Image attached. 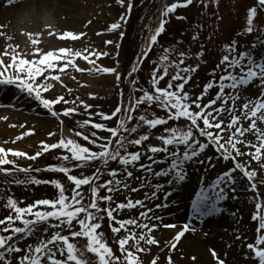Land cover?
<instances>
[{
  "label": "snow or ice",
  "instance_id": "1",
  "mask_svg": "<svg viewBox=\"0 0 264 264\" xmlns=\"http://www.w3.org/2000/svg\"><path fill=\"white\" fill-rule=\"evenodd\" d=\"M114 2L126 11L119 16L118 22L111 23L107 28L110 33H115L127 23L126 17L133 8L131 0ZM14 3L16 0H7L9 5ZM192 3L193 0L183 2L178 0L164 5L158 21L155 24L149 22L147 27L149 35L141 49L140 57L146 59L158 44V38L165 31L167 18L178 9L186 8ZM257 3L259 9L264 10V0H257ZM257 11L256 7H252L247 13L245 32L248 34L254 31V17L257 16ZM177 19L185 17L177 16ZM119 35L122 39L124 33L120 31ZM28 37L33 45L38 44V39L33 38L31 33ZM59 38L75 41L79 36L64 32ZM192 39L195 41L197 36H193ZM105 43L115 42L107 40ZM257 46L251 44L248 47L254 50ZM115 47L119 48L120 45L115 44ZM9 48L11 63L0 60V85H14L38 102V105L58 122L59 138L52 143L41 142L40 149L35 154L0 146V173L5 176L25 173L24 180L16 179L14 182L33 185L50 183L58 190V195L53 200L41 199L26 207L18 206L22 202L7 198L4 207L9 210V214L0 219V264H89V261L83 258V250L71 242L78 237L86 239V250L93 254L96 264H142L139 254L149 251L145 245H156L159 242L155 233L161 227L177 229L171 241L167 242L170 248L176 249L177 242L186 233H194L197 229L194 223H184L182 226L165 224L164 217L158 214V210L170 207L169 198L173 192L166 188L174 187L186 179L184 167L186 163L199 164L204 167L205 172L215 168L221 160L231 161L232 164L228 170L218 174L207 190L201 188L196 193L195 199L192 200L189 221L196 218L202 220L204 217L223 212L219 205L221 201L229 198L230 192H236L234 186L239 179H245L248 184L246 190L250 188L251 192L259 197L257 183L253 182L257 177V171L250 170L249 164L254 160L259 168L264 169V60H255L251 50L237 53L236 40H233L231 45L224 46L226 54L210 73L212 79L204 85L202 92L195 96L186 86L192 79L191 73L197 71L199 65L184 66L186 60L191 57L176 46L163 47L162 53L151 62L153 68L148 81L150 88L136 87L139 79L132 78L141 70L142 59L137 60L127 76L122 77L117 68L101 67L96 63L102 56L109 55L107 51L87 48L84 51H73L62 47L58 53L47 51L39 58L27 59L22 58L16 48L11 45ZM36 52L40 53V49ZM4 54L7 55L8 52L5 50ZM203 55L204 52L200 51L196 59ZM77 60L85 61L88 66L83 68L78 66ZM66 69L88 75L95 73L114 75L117 86L123 82L131 88L127 105L125 106L122 101L113 111L106 114L103 111H90L96 106L86 103L79 95L72 98L65 95L46 98L44 94L54 88L51 82H61V76L67 74ZM9 70L11 73L6 75ZM71 78L77 79L74 75ZM253 84H258L259 88V96L255 99L245 95L247 87ZM213 88L218 91L212 99L204 103V98ZM72 91L71 88L68 89L69 96ZM136 92L140 95L136 96ZM120 95L123 97V92ZM57 105H60L62 110H58ZM154 108H159L165 115H158ZM85 115L89 119L76 120L72 128H66L65 120L62 119L63 117L74 119ZM93 115L99 118L97 122L91 120ZM114 117L115 127L99 122L111 121ZM181 120L184 122L183 126L169 124L170 121ZM132 121L135 123L132 124ZM145 126L148 130L163 126L162 132L155 136L160 142L159 146L145 143L150 140V136L139 134V130ZM98 132L109 135H99ZM30 135L31 132L25 131L22 135H17L11 143L15 144L24 136ZM48 136L56 137L57 133L49 132ZM81 140L92 147L82 144ZM4 143L7 144L9 141ZM130 146L136 147L137 151L130 152ZM210 147L214 149L215 154L204 155ZM52 150H63L55 156V159L61 162L56 166L33 168L20 167L18 164L20 159L36 162L38 157ZM142 160H146L147 163H141ZM97 161L105 169L110 162H117L120 167L108 170L106 174L110 179L97 183L105 175L101 168H97L91 176L81 174L78 178L71 174L72 168L64 163L76 162L75 167L83 168L89 166V162ZM8 165L11 166L10 169L4 167ZM157 165L166 167L157 169ZM33 171L63 173L74 185L71 196L66 195V189L59 180L38 179L31 175ZM136 171L144 175L137 177L134 175ZM132 180L139 181L140 186L131 187ZM261 182H264V179ZM85 185L89 186L88 197H85L82 190V186ZM144 188H152V191L145 192L143 199L128 198L126 202L117 203L111 195L125 190L139 192ZM101 190H105L109 195L101 196ZM157 200L161 202L155 203ZM101 202L107 206L101 207ZM124 210H138V214L122 218ZM255 210L251 219L258 222L257 235L254 243L247 242L248 255L245 258L252 259L257 264H264V201L256 202ZM105 215L110 225H118L111 226V232L114 240L118 242L120 256L114 254L113 249L104 241L103 234L98 233L102 226L100 221L105 219ZM75 225L79 226L78 230H74ZM65 229L70 234H63ZM122 230L126 234L120 237L117 234ZM21 238H27L23 246L19 243ZM29 239L32 242H28ZM236 239L241 241L242 246L245 244L240 235H237ZM210 251L216 264H226L225 259L215 250ZM151 264H157V258L152 259ZM168 264H173L171 256L168 257Z\"/></svg>",
  "mask_w": 264,
  "mask_h": 264
},
{
  "label": "rangeland",
  "instance_id": "2",
  "mask_svg": "<svg viewBox=\"0 0 264 264\" xmlns=\"http://www.w3.org/2000/svg\"><path fill=\"white\" fill-rule=\"evenodd\" d=\"M162 1L163 7L166 4L178 2V0ZM131 2L133 8L126 17L127 23H124L122 28L115 33H110L107 28L111 23L118 22L119 16L126 11V9L116 5L114 0H91L89 2L86 0H16V3L11 5L7 4V0H0V60L4 63H11V48H9V45L16 48L22 58L27 59L39 58L47 51L58 53L62 47L73 51H84L87 48L89 50L107 51L109 55L102 56L96 60V63L101 67L117 68L122 77L127 76L132 65L137 62L141 49L145 46L149 22L152 21L155 24L158 18L160 0H131ZM179 2H183V0H179ZM20 5H26L27 9L19 11ZM252 7H256L258 11L257 16L254 17V31L248 34L245 32L247 13ZM14 13H18V15L14 16ZM177 16L185 17V19H177ZM167 19L165 31L159 37L160 39L158 38V44L154 46L152 53L140 66L141 70L132 77L133 79H139V84L136 87L150 88L148 81L150 71L153 68L151 62L156 60L158 55L162 53L163 47L176 46L188 53L191 59L186 60L184 66L196 67L199 65L197 71L191 73L192 79L186 86L193 96L199 95L204 85L212 79L210 73L215 69L222 56L226 54L224 46L231 45L233 40L237 41V53L249 50L248 46L251 44H257L258 46L254 50L250 49L254 59H260V55L263 54L264 43H261V41H264V10L259 9L257 0H193V3L187 9L180 8ZM49 27L52 29L48 30ZM17 28L28 29L27 34L25 35L22 31H14ZM37 28L40 35L36 34ZM120 31L124 33L122 39L119 35ZM64 32H71L79 36V39L75 41L61 40L59 37ZM30 33L33 38L38 39V44L33 45L31 43L28 37ZM193 36H197L195 41L192 39ZM8 37H11V39L9 40ZM23 38L26 40L25 45L22 44ZM107 40H112L115 43L106 44L105 41ZM115 44H119L120 47L116 48ZM22 45L24 49L20 51L18 48ZM37 49H40V53L36 52ZM5 50L8 52L7 55L4 54ZM200 51H203L204 55L200 59H196V55ZM85 54L88 53L85 52ZM92 59H95V57H92ZM77 64L82 68L88 66L83 60H77ZM10 73L11 70L5 74ZM66 73V75L61 76V82H51L54 88L49 93L44 94L46 98L56 95H65L67 98H72L79 95L86 103L96 106L94 110L90 109V111H103L106 114L113 111L122 101L125 106L127 105L131 88L123 82L117 86L114 75L108 73L88 75L87 73H75L70 69H66ZM73 75L76 76V80L71 78ZM216 79H219V74H217ZM81 85H84V87H81ZM69 88L73 90L71 96L68 95ZM217 91L216 88L211 89L204 98V103L212 99ZM121 92H123V97L120 95ZM135 95L139 96L140 93L136 92ZM245 95L252 99L257 98L259 96L258 84L248 86ZM1 98L5 101H1L0 105H6L7 107H0V146L35 154L40 149L41 142L52 143L59 138L58 122L45 109L40 107L38 102L29 98L14 85H0ZM237 103L239 104L240 101ZM56 107L58 110H62L60 105ZM154 110L158 115H165L159 108H154ZM62 119L65 120L66 128H72L76 120L89 119V117L85 115L77 116L74 119L67 117ZM91 120L97 122L99 118L93 115ZM99 122L115 127L116 118L114 117L111 121ZM131 123L134 124L135 121ZM183 123V120L169 122L170 125L180 126H183ZM20 125L24 127L21 128ZM162 129L163 126H158L156 129L148 130L145 126L139 130V134H148L150 140L145 143L159 146L160 142L155 139V136L159 135ZM25 131L31 132L32 135L24 136L15 144L11 143L17 135H22ZM49 132H56L57 136L49 137ZM98 134L109 135L105 132H98ZM5 141H9V143L5 144ZM80 142L92 147L87 145L86 141L81 140ZM62 151L52 150L38 157L36 162L20 159L18 164L20 167L32 166L33 168L56 166L61 162L56 160L55 156L62 153ZM129 151H137V148L130 146ZM214 154V149L210 147L204 155L213 156ZM64 163L72 168L71 174L78 178L81 177V174L91 176L97 168H101L105 175L97 183L110 179L106 174L108 170L120 167L117 162H110L107 169L98 161L89 162V166L83 168L75 167L76 162L72 164ZM141 163H147V161L142 160ZM231 166V161L224 162L221 160L215 168H210L205 172L204 167L199 164L186 163L184 165L187 173L186 179L174 187L166 188V190L173 192V195L169 198L170 207L158 210V214L164 217L165 224L172 223L182 226L184 223H194L197 230L194 233H186L177 242V248L172 249L167 242L171 241L177 229L161 227L155 233V237L159 242L156 245H145L149 251L139 254L142 264H151L154 258H157V264H168L169 256H171L173 264H216L210 249L215 250L221 258L225 259L226 264H257L254 260L245 258L248 255L247 242L254 243L257 235L258 222L251 219L256 211L255 203L264 201V182H261L264 179V169L259 168L256 161H250L249 169L257 171V177L253 182L257 183L258 198L257 194L251 192L250 188L246 190L248 184L245 179H239L234 186L236 192H230L229 198L221 201L219 205L223 208L221 210L223 212L204 217L202 220L196 218L194 221H189L188 219L191 215L192 200L195 199L196 193L201 188L207 190L218 174L228 170ZM4 167L11 168L10 165ZM164 167L166 165L156 166L157 169ZM31 175L41 180H59L66 189V195L71 196L74 185L63 173H37L33 171ZM134 175L141 177L144 174L136 171ZM25 178V173H17L15 176H5L0 173V219L9 214V210L4 207L9 197L22 202L18 205L21 207H26L41 199L53 200L57 197L58 190L50 183L33 185L16 184L14 182L16 179L24 180ZM130 183L131 187L140 186V182L137 180H132ZM88 187L87 185L82 186L85 197L89 196ZM151 191L152 188H144L139 192L125 190L111 195L117 203H120L126 202L128 198L133 200L143 199L145 192ZM100 195H109V193L101 190ZM160 202V200L155 201L157 204ZM100 206L106 207L107 205L101 202ZM137 214L138 210H124L122 218H130ZM53 223H56V221H53ZM100 223L102 226L98 233L103 234L104 241L113 249L114 254L120 256L118 242L114 240L111 232V226L118 227V225H110L106 215ZM78 228L79 226L75 225L74 230H78ZM53 231H56V229H53ZM63 234L70 233L65 229ZM125 234L122 230L117 235L122 237ZM237 235H240L245 242L243 246L241 241L236 239ZM25 239L27 238L20 239V246L24 245ZM28 242L32 241L29 239ZM71 242L76 243L77 247L83 250V258L89 261V264H96L93 254L86 250L87 241L85 238H74Z\"/></svg>",
  "mask_w": 264,
  "mask_h": 264
},
{
  "label": "bare ground",
  "instance_id": "3",
  "mask_svg": "<svg viewBox=\"0 0 264 264\" xmlns=\"http://www.w3.org/2000/svg\"><path fill=\"white\" fill-rule=\"evenodd\" d=\"M87 2H89V1H91V0H86ZM103 1V0H102ZM162 3H163V1L162 0H160V2H159V9H158V18H159V13H160V11L162 10V8H163V5H162ZM21 6V5H20ZM25 9H27L26 8V5L25 6H21V7H19L18 8V10L19 11H22V10H25ZM158 18H157V20L155 21V23L158 21ZM44 24V23H43ZM42 24V25H43ZM40 28H41V26H39ZM37 35L39 34L40 35V31H39V29L37 28ZM35 33V32H34ZM148 35H149V33H148ZM148 37V36H147ZM49 38V37H48ZM22 44H26V40L23 38V42H22ZM49 45V44H48ZM20 51H22L24 48H23V45H22V47L20 46L19 48H18ZM142 57H140V55H139V57H138V60H140ZM1 99H3V98H1ZM3 101H5V99H3ZM1 113V112H0ZM3 113H5V112H3ZM6 114V113H5Z\"/></svg>",
  "mask_w": 264,
  "mask_h": 264
},
{
  "label": "clouds",
  "instance_id": "4",
  "mask_svg": "<svg viewBox=\"0 0 264 264\" xmlns=\"http://www.w3.org/2000/svg\"><path fill=\"white\" fill-rule=\"evenodd\" d=\"M15 15H18V13H14V16ZM47 27V26H46ZM49 29H52L51 27H49L48 28V30ZM14 31H16V32H20V31H22V32H24L25 33V35L27 34V31H28V29H25V28H17V29H15Z\"/></svg>",
  "mask_w": 264,
  "mask_h": 264
}]
</instances>
